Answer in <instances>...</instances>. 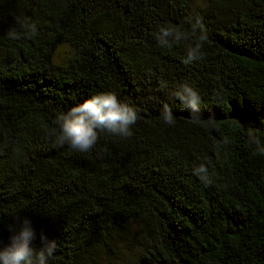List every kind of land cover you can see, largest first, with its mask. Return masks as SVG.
<instances>
[{"label": "trees", "instance_id": "16d2710c", "mask_svg": "<svg viewBox=\"0 0 264 264\" xmlns=\"http://www.w3.org/2000/svg\"><path fill=\"white\" fill-rule=\"evenodd\" d=\"M197 17L203 58L185 64ZM18 20L37 35L10 39ZM161 26L187 38L160 46ZM183 84L198 114L175 97ZM105 91L137 109L132 136L54 147L58 115ZM249 129L264 143V0H0V245L27 217L33 247L41 233L57 243L49 264H100L137 221L128 264H264V154Z\"/></svg>", "mask_w": 264, "mask_h": 264}, {"label": "clouds", "instance_id": "9594fccd", "mask_svg": "<svg viewBox=\"0 0 264 264\" xmlns=\"http://www.w3.org/2000/svg\"><path fill=\"white\" fill-rule=\"evenodd\" d=\"M17 22L22 32L9 29L7 35L10 39H20L22 35L29 38L37 35L35 23H29L27 20ZM192 31L193 34L199 31L200 35L195 45L188 48L183 60L185 64H191L203 58L202 42L207 37L201 18H196ZM186 38V34L175 26H161L156 34L158 44L164 47H170L173 42L178 43ZM174 95L190 110V113L200 112L201 96L190 85H181ZM138 118L137 109L129 102L120 100L114 91L96 93L58 115L59 131L54 136L53 146L59 148L68 145L79 152H88L97 144L100 133L124 138L131 137L132 126L137 123ZM162 118L169 125L175 123L171 107L167 103L163 105ZM193 118L196 119L198 116ZM247 135L250 142L256 145L257 153L264 154V143L255 135L254 130H247ZM225 142H228L227 138ZM193 174L208 184L210 182L209 164L200 163L193 168ZM16 223L18 228L9 227L11 235L8 243L0 245V264H49L57 250L56 241L49 240L44 233H41V246L33 247L32 241L36 233L30 219L16 216Z\"/></svg>", "mask_w": 264, "mask_h": 264}, {"label": "rangeland", "instance_id": "374dc122", "mask_svg": "<svg viewBox=\"0 0 264 264\" xmlns=\"http://www.w3.org/2000/svg\"><path fill=\"white\" fill-rule=\"evenodd\" d=\"M71 53V46L61 44L54 51V60L57 63H65ZM142 245L140 224L131 221L127 229L116 234L113 251L100 255V264H128L140 253Z\"/></svg>", "mask_w": 264, "mask_h": 264}]
</instances>
